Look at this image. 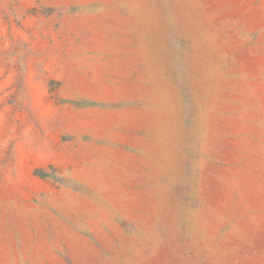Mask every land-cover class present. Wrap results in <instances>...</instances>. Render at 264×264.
Listing matches in <instances>:
<instances>
[{
	"label": "rangeland",
	"instance_id": "rangeland-1",
	"mask_svg": "<svg viewBox=\"0 0 264 264\" xmlns=\"http://www.w3.org/2000/svg\"><path fill=\"white\" fill-rule=\"evenodd\" d=\"M0 264H264V0H0Z\"/></svg>",
	"mask_w": 264,
	"mask_h": 264
}]
</instances>
